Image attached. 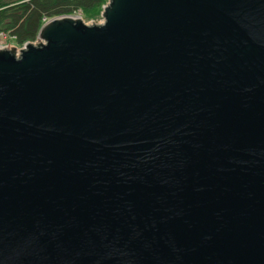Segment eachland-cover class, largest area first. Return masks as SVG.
Instances as JSON below:
<instances>
[{
    "label": "water",
    "instance_id": "water-1",
    "mask_svg": "<svg viewBox=\"0 0 264 264\" xmlns=\"http://www.w3.org/2000/svg\"><path fill=\"white\" fill-rule=\"evenodd\" d=\"M0 49V264H264V0H108Z\"/></svg>",
    "mask_w": 264,
    "mask_h": 264
},
{
    "label": "trees",
    "instance_id": "trees-1",
    "mask_svg": "<svg viewBox=\"0 0 264 264\" xmlns=\"http://www.w3.org/2000/svg\"><path fill=\"white\" fill-rule=\"evenodd\" d=\"M106 0H0V36L15 44L33 42L45 20L78 10L101 11Z\"/></svg>",
    "mask_w": 264,
    "mask_h": 264
},
{
    "label": "rangeland",
    "instance_id": "rangeland-1",
    "mask_svg": "<svg viewBox=\"0 0 264 264\" xmlns=\"http://www.w3.org/2000/svg\"><path fill=\"white\" fill-rule=\"evenodd\" d=\"M106 1L108 2V0H106ZM107 2H106V4H107ZM105 5H103V7ZM103 7H102L101 11H95V12H91V13L84 11V10H78V11H76V13L72 14L71 16L74 18H79L84 23H87V24L88 23H101L104 20L103 15H102ZM46 21H48V20H45L44 23ZM38 34H39V32H38ZM33 42H35V44H39L42 42V40L39 39V36L37 35L36 39ZM23 46H24V44L23 45L15 44V42L11 38H9V36H5V35L0 36V49L1 50H12V49H14V50H17V51H15V53L18 54V53H20L19 52L21 50L20 48H23Z\"/></svg>",
    "mask_w": 264,
    "mask_h": 264
},
{
    "label": "bare ground",
    "instance_id": "bare-ground-1",
    "mask_svg": "<svg viewBox=\"0 0 264 264\" xmlns=\"http://www.w3.org/2000/svg\"><path fill=\"white\" fill-rule=\"evenodd\" d=\"M20 49H21V48H20ZM20 49H19V50H20ZM16 51H17V50H16Z\"/></svg>",
    "mask_w": 264,
    "mask_h": 264
}]
</instances>
